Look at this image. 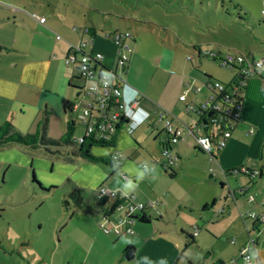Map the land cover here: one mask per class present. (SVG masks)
Returning <instances> with one entry per match:
<instances>
[{
    "label": "crops",
    "instance_id": "1",
    "mask_svg": "<svg viewBox=\"0 0 264 264\" xmlns=\"http://www.w3.org/2000/svg\"><path fill=\"white\" fill-rule=\"evenodd\" d=\"M140 5L153 6L149 3ZM74 7L75 11L82 10L79 6ZM83 17L86 20V16ZM47 22L46 18L45 23L38 24L48 28ZM105 22L108 20L104 19ZM131 23L129 31L111 26L114 34L116 31L131 34L128 42L132 50L124 69L116 65L117 46L111 32L96 24L91 16L78 25L93 33L85 51L103 55L101 61L93 63L97 67L96 74L113 71L126 83V95L138 91L140 105L150 113L148 118L133 131L125 124L117 134L115 146L92 148V153L107 158V163L91 162L81 156H72V160L67 161L59 153L31 147L45 150L46 155L39 151L44 156L38 158L34 168L40 183L48 190L63 185L66 198L73 193V201L81 198L86 203L83 208L74 203L76 206L65 225L66 231L59 235L52 250L53 256H57L61 248L62 260L54 264H200V259L195 260L188 252L191 246L206 249L209 255L204 259L209 264L218 261L229 264L248 245L251 264H264V222L249 216V212L264 213V65L260 75L247 80L245 88L237 92L243 98L241 120L232 121L231 136L226 144L214 148L210 156L191 145L193 135L186 133L172 146L171 152L177 156L176 164L165 170L161 166V150L167 137L160 117L163 109L177 117L172 121L174 127L185 130V123L197 122L203 114L199 108L211 95L207 84L214 79L225 83L238 81V72L229 68V74L214 73L212 68H206L205 61L217 63L218 59L208 58L200 51L222 54L216 43L213 48L209 46L204 50L200 40H185L171 27L152 19H132ZM82 35L87 36L86 33ZM67 37L64 43L58 41L62 37L57 39V46L51 53L54 65H60L57 79L42 83L38 69L28 73L29 80L25 84L26 69L22 67L20 76L1 80V84L13 86L12 100L22 101L36 111L28 124L24 119L25 116L28 118L27 111L21 110L18 122L12 124L16 130L23 133L25 129L33 128V133H41V121L46 118V135L54 138L65 134L71 118L80 125L78 114L86 107L89 97L85 95L88 101L84 98L78 101L84 91L76 89L80 87L75 81L79 74L77 64L65 62L64 66L62 63L70 46L78 40ZM145 37L149 38L147 43H144ZM235 52L258 57L249 49ZM189 55L191 59H188ZM260 55L264 56V50ZM182 94L184 100L180 99ZM191 106L193 110L189 109ZM205 133L203 128L197 132L199 135ZM25 146L29 147L17 143L0 146V160L31 165L34 161L26 156ZM242 166L250 171L257 170L258 174L250 177L230 173ZM45 172L55 175L47 177ZM140 172L145 173L143 181L138 179ZM126 181L139 184L132 193L136 201L153 203L145 210L151 218L149 222L134 218L129 224L133 234L105 233L100 227L105 217L96 204L95 191L100 185L116 191ZM246 185L247 189L240 190ZM115 215H121V212L116 211ZM20 226L16 224L13 228L16 241L10 236L9 224L3 229L6 236H0V264L9 258L14 263L18 258L16 255L21 263L15 264H24V260L34 264L38 252L31 251L29 245L32 243L26 240V229ZM128 245L136 248L131 260L122 256Z\"/></svg>",
    "mask_w": 264,
    "mask_h": 264
},
{
    "label": "rangeland",
    "instance_id": "2",
    "mask_svg": "<svg viewBox=\"0 0 264 264\" xmlns=\"http://www.w3.org/2000/svg\"><path fill=\"white\" fill-rule=\"evenodd\" d=\"M143 3L153 6L140 5ZM74 6H79L82 10L75 11ZM262 9L264 0H0V127L7 122H18V115L23 109L27 111L28 118L25 116L24 121L28 124L36 114L34 107L25 105L22 101L12 100L15 92L13 86L1 82L9 77L20 76L22 67L26 69L25 84L29 80L28 73H35L38 69L42 83L47 84L57 79L60 65H54L51 53L58 41L64 43L68 39L67 36L78 39L73 45L79 44L85 37L82 35L85 33L84 29L80 26L89 16L96 24L111 32L113 37L111 26L129 31L132 29V19H152L171 27L185 40H200L204 50L216 43V48H219L222 54L246 52L249 49L261 57L260 54L264 50ZM40 15L47 18L49 29L38 24L36 16ZM104 19L108 22L104 23ZM132 33L134 34V31ZM160 33L164 34V31ZM57 34L62 37L61 40L56 41ZM148 39L145 37L144 43H147ZM63 60L65 66V58ZM205 64L206 68H212L210 70H214V73L222 71L229 74L231 71L229 67H223L219 60L217 63L205 61ZM13 65L16 67H12ZM78 77L79 74L75 81L81 87L84 80ZM85 95L81 93L78 101L81 102L83 98L88 101L89 96ZM27 130L25 129L23 134L35 132L33 128ZM81 131L84 133L85 128L78 124L73 138H80ZM24 148L28 152L26 156L34 161L31 165L18 161L3 163L0 160V236H6L3 229L8 224L10 236H14V226L21 225V228L26 229V240L32 243L29 248L38 252L34 264H54L55 261L59 263L62 260L59 255L61 248L58 249L57 256H53L52 250L54 244L58 243L59 235L65 233V225L76 205L72 197L66 198L63 185L52 187L50 190L42 185L45 189L42 190L31 181L32 170L36 175L34 168L38 158H43L41 156L46 154L43 149L33 150L30 146ZM39 151L43 154H39ZM44 174L47 177L55 175L49 172ZM38 181L40 182L39 179ZM64 199L68 200L69 209L65 208ZM14 238L16 241L15 236ZM188 249L191 257L200 259V264L204 261V264H209L208 260L204 259L209 255L206 249L203 251L196 246ZM16 257L20 258L19 255ZM18 258L14 263L9 258L3 264H15L17 261L21 263ZM27 263L24 260V264Z\"/></svg>",
    "mask_w": 264,
    "mask_h": 264
},
{
    "label": "built area",
    "instance_id": "3",
    "mask_svg": "<svg viewBox=\"0 0 264 264\" xmlns=\"http://www.w3.org/2000/svg\"><path fill=\"white\" fill-rule=\"evenodd\" d=\"M262 14L264 15V9L262 10ZM36 17L40 23H45L46 18L44 16ZM84 32L87 36L82 38L79 44H72L65 58L66 63H76L81 76L87 79L84 86V93L89 96V102L83 111L78 114V120L85 127L84 134L92 131L95 124V121L92 120L94 117L90 116L92 115L91 109L95 107L96 103H99L100 108H103L104 103L109 97H111L116 104V108L111 114L110 119L106 121V124L101 122L102 127L108 128L110 126V121L125 116L128 119L126 123L127 127L130 131H133L148 118L150 113L140 105L138 91H134V93L130 95L124 93L127 85L115 72L111 71L107 74H101L100 77H98L93 63L101 61L103 55L100 52L89 53L85 51L87 45L92 41V36H90L87 28L84 29ZM114 37L117 46L116 65L124 69L132 50L128 42L131 34L128 32H118L114 34ZM56 38L60 39L61 37L57 35ZM203 53L212 57L218 56V60L223 67H230L231 65L240 67L237 71L239 77L236 85L237 87L245 85L248 78L255 75V72L260 71V68L264 65V56L255 57L252 54L237 52L218 54L215 51H204ZM187 57L191 59L190 55ZM207 87L211 95L199 109L200 112L202 111V115L211 114L207 118L210 128L216 124L223 127V130H221L219 134L220 138L214 142L209 132L201 135L197 134L200 128L205 127V124H199L200 118L197 122L192 124L185 123V130L174 127L172 121L177 117L168 110L163 109L160 117L164 123V130L167 134V138L161 150V166L165 170L171 169L172 166L176 164L177 156L172 154V146L183 139L186 133L193 135V141L190 142L191 145H194L212 156L213 149L222 148L226 144L228 138H230L232 121L241 120L242 101L234 99V91L231 88L229 90L224 83L217 80H211L207 84ZM180 99L184 100L185 96L182 94ZM75 107L77 109V106ZM189 109L193 110L194 108L191 106ZM249 130L250 132L252 131L251 128ZM84 134L80 138H77L78 142L82 140ZM114 158L116 159L117 156L115 155ZM230 173L233 175L244 173L250 177H255L258 171H250L247 167L242 166L232 169ZM113 192L116 191L105 185H100L95 191V199L97 201H104L107 206L113 207L112 210H108L107 212L102 209L105 221L100 224V227L105 233H114L117 235L124 233L133 234L134 231L129 226L134 219L133 216L146 210L148 206H153V203H149L148 205L147 203L136 201L133 194L128 197H122L120 193L116 192L113 196ZM250 200H252V197H250ZM116 211L121 212V215H115ZM249 216L264 222V213L259 215L256 212H249ZM251 243H254L253 239H251ZM239 256H241V258L234 257L231 259L230 263L251 264L252 260L249 252V245L241 250Z\"/></svg>",
    "mask_w": 264,
    "mask_h": 264
},
{
    "label": "trees",
    "instance_id": "4",
    "mask_svg": "<svg viewBox=\"0 0 264 264\" xmlns=\"http://www.w3.org/2000/svg\"><path fill=\"white\" fill-rule=\"evenodd\" d=\"M87 29H88L90 36H92L93 33L91 32V30L89 28ZM118 32L120 31H116L115 34ZM200 53H202L203 55L213 60L218 59V56L212 57V56H209L208 54L203 53L202 51H200ZM94 68L96 71L97 67L95 66ZM229 68L234 71H238L240 69V67H237L235 65H231ZM77 69H78L79 77L82 78L84 82H87V79L81 76L78 66H77ZM100 75H101V72L98 74V77H100ZM256 75H260V72L259 71L255 72V75L249 77L248 80ZM214 80L224 83L227 88H231L234 91V95H233L234 99L243 102V98L239 96L237 92L244 89L245 85L237 87L236 86L237 81H234L232 83H225L219 79H214ZM76 89L78 91H84V86L76 87ZM115 108H116V104L113 102L111 97H109L107 101L104 103L103 108H100V104L96 103L95 107L91 109L92 115H90L91 117H94V119L92 120L95 121L93 130L84 134L80 142H78L77 139L73 138V134L78 124L74 118H71L69 120L65 134L58 139H54L46 135V132H45L46 118H44L41 121V133L23 134L20 131L16 130L10 122L3 124L0 127V144L2 145V144H9V143H17V144H22V145H28L34 148L43 147L48 151L61 154L64 157V159L67 161L72 160V156H81L91 162L107 163L109 162L108 159L105 157L94 155L92 153V148L95 146H100V147L115 146L117 134L121 129H123L128 119L125 116H121L117 118L116 120H112L110 121V126L108 128L102 127V124H101V122L106 124V121L110 119V116L114 112ZM209 115L211 114L209 113V114L202 115L200 117L199 124L200 125L205 124V127H203V129L205 130V132H209V134L211 135V137L213 138L215 142L220 138L219 134L221 133V130H223V127L216 124L210 128L209 122L207 121V118ZM80 124L82 123L80 122ZM241 174H244V173H241ZM31 181L34 184H36L38 187H40V189L45 190L43 189L42 184L38 181L33 170H32ZM69 196L74 198L73 193L70 194ZM74 203L80 208L86 207V203H84V201H82L81 198H79L78 200H75ZM63 204L65 205V208L69 209V202L67 199L63 200ZM96 204L97 206L101 207V209H103L105 212L113 209V207L107 206L104 201H97ZM137 218H139L141 222H149L151 215H147L145 210H143L140 213H138ZM135 252H136V248L133 245H128L123 250L122 256L126 260H131L134 257ZM238 258H241V256H238ZM214 264H224V263L221 261H218Z\"/></svg>",
    "mask_w": 264,
    "mask_h": 264
},
{
    "label": "clouds",
    "instance_id": "5",
    "mask_svg": "<svg viewBox=\"0 0 264 264\" xmlns=\"http://www.w3.org/2000/svg\"><path fill=\"white\" fill-rule=\"evenodd\" d=\"M145 178V173L144 172H140L138 179L140 181H143ZM139 184L138 183H133L132 181H126L124 182L118 189H116V191L120 192V196L122 197H128L130 196L132 193H134L137 188H138ZM116 192H113L112 195L114 196Z\"/></svg>",
    "mask_w": 264,
    "mask_h": 264
},
{
    "label": "water",
    "instance_id": "6",
    "mask_svg": "<svg viewBox=\"0 0 264 264\" xmlns=\"http://www.w3.org/2000/svg\"><path fill=\"white\" fill-rule=\"evenodd\" d=\"M247 188H248V185H246V186L240 188V190H244V189H247ZM230 190H231V189H230ZM231 191H232V190H231ZM133 217H134V218H137V215H134Z\"/></svg>",
    "mask_w": 264,
    "mask_h": 264
}]
</instances>
